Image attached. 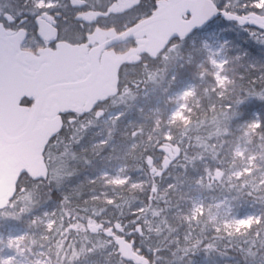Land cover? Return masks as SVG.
<instances>
[{
    "label": "trees",
    "instance_id": "1",
    "mask_svg": "<svg viewBox=\"0 0 264 264\" xmlns=\"http://www.w3.org/2000/svg\"><path fill=\"white\" fill-rule=\"evenodd\" d=\"M159 1L140 0L128 12L110 14L106 18L108 23L103 25L122 31L149 16ZM214 1L220 9L241 14L261 13V9L252 6L249 0L237 3ZM0 3H10L15 10L27 13L23 0H0ZM53 11L58 12L59 8ZM33 17L31 14L30 18ZM216 21L229 38L228 87L222 93L216 88L211 66L201 47L199 34L203 29L192 32L185 40L173 37L165 51V62L148 59L150 69L161 71L164 68L161 73L165 75L159 79L162 82L148 84L158 87V98L163 101L159 123L147 115V107L141 108L142 90L131 86L133 96L122 100L120 117L113 118L110 123L100 120L93 128L82 131L85 137L70 145L75 156L68 161L69 168L63 170V176L55 182H37L34 191H38L37 199H32L30 209L15 221L28 229L30 251L48 249L53 244L54 264H135L121 256L115 242L96 246L92 241L95 235L89 230L77 232L72 229V216H63V219L59 216L52 229L34 218L46 208L57 205L58 209H63V199L59 198H67L64 201L69 209L84 214L78 220L80 226H85L86 218H96L112 227L117 235L133 239L134 250L144 255L148 264H264V180L258 177L264 172V40L256 35L264 31L222 18L206 27ZM134 45V39H128L116 47L123 51ZM172 74L176 81L193 80L197 85L194 101L188 104L187 122L169 123L167 120L171 104L167 101L168 92L163 90L166 85L174 87L171 85ZM135 78L132 75V79ZM255 112H259L257 126L253 125ZM244 128H251L250 151L256 154V164L237 180L225 176L214 179L220 173H227L235 163L234 147ZM90 133L95 135L94 138ZM168 134L171 137H167ZM103 137L104 143L91 147L92 141ZM87 139L91 141L86 142ZM164 141L180 149V154L172 159L167 169L160 164L165 153L156 146ZM119 149L129 151V160H125L129 165L130 180L115 185L106 183L105 178H96V173L103 167L113 170L119 162ZM147 162L162 172L156 176L152 173L153 168L147 172ZM208 176L213 179L209 183L211 193L236 195L247 204L256 202L260 220L241 231L217 230L210 220L211 212L206 209L188 221L190 204L186 197L192 192L189 188L201 187L209 181ZM140 178L143 180L141 186L131 185ZM23 185H27L25 180ZM28 187L34 190V186L29 184ZM145 216L151 220L149 229ZM59 224H62L60 228ZM70 224L73 226L69 227Z\"/></svg>",
    "mask_w": 264,
    "mask_h": 264
},
{
    "label": "rangeland",
    "instance_id": "2",
    "mask_svg": "<svg viewBox=\"0 0 264 264\" xmlns=\"http://www.w3.org/2000/svg\"><path fill=\"white\" fill-rule=\"evenodd\" d=\"M222 1V0H217ZM234 2H240L241 0H232ZM252 6H255L261 9V13L264 15V0H249ZM140 0H122L119 4L117 0H23V7H27L25 14H22L19 10H15V7L10 3H0V8H2L5 13L10 14L13 18H19L22 15H34V17L42 12H47L49 10H54L55 8H59V10L65 9L71 11L77 7H87L92 8L94 14L97 11H103L108 13V8L113 7V14H119L122 10H120V6H122L125 10L132 8L136 5ZM230 3V2H228ZM102 8L104 10H102ZM1 12V13H3ZM31 13V14H30ZM4 15V14H3ZM86 16V15H85ZM215 22V21H214ZM161 24V28L168 38H170V32L167 25L163 23ZM256 34V33H252ZM109 32L103 31L102 36L108 37ZM262 40H264V33H257ZM201 37V47L205 51L206 59L211 66L213 76L216 81V88L219 89V93H222L224 89L228 87V83L230 82V77L227 73V49L229 46V38L225 34V29L221 28L219 22L213 23L212 26L203 28V31L199 34ZM194 41V40H193ZM167 58V54L164 53L161 59V63L165 62ZM150 69V68H149ZM146 73V77L142 80L139 85H145V87H138L135 90H142L141 93V108L147 107V115L157 119L156 124L159 123V119L161 116V108L160 103L161 98H158V87L157 86H148L150 83H154L156 81L162 82L159 80L160 77L163 78L161 71H154L152 69ZM160 75V76H159ZM182 80V79H181ZM174 80V74L171 75V85L173 88H170L166 85L164 92L167 93V101H169L170 108L168 111L167 120L169 123L182 121L187 122L190 113L189 103L194 101V97L196 96V88L197 85L193 80ZM176 84L177 86H175ZM172 87V86H171ZM134 90L131 88H125L122 94L119 96V101L116 104L118 109L114 110L109 115L105 116L101 122L102 123H110L113 118H118L122 114L123 107V99L131 98L133 96ZM255 122L254 126H257L259 123V112L254 113ZM90 126H94L93 123H79L77 126H73V133L70 136L69 141H66L65 137H61L56 140L54 148L51 149L49 156L52 161V169H50L49 175L46 173L43 178L39 180V182L43 181H56L61 176H63V170L69 168V162L74 158V154L71 151L70 145L73 143L80 142L85 134H82L84 130L88 129ZM251 128H244L241 138L238 139L237 144L234 147V157L235 163L230 167L229 171L225 174L220 173L214 179H222L224 176L227 179L237 180L244 173L249 172L252 165L256 164V158L254 153L250 151V137L249 131ZM83 131V132H82ZM95 131V130H94ZM140 131V129H139ZM137 129V132H139ZM81 133V134H80ZM90 137L94 138L92 133H90ZM167 137H171V134H168ZM91 141V139H89ZM87 139L86 142H89ZM106 141L105 137L101 138L99 141H92L91 147L98 145L100 143H104ZM168 141H164L163 143H156L157 148L159 146L168 145L166 144ZM171 146V145H170ZM132 148V146H131ZM119 162H117L113 168L110 170L107 167L101 168L96 173L97 176L105 178L106 183H113L115 185H123L127 181L130 180L131 174L129 170V165L126 162L128 159L129 151H125L123 149H119ZM125 160V162H124ZM129 160V159H128ZM162 160L160 161V163ZM180 160L177 162V164ZM173 165H176L175 163ZM155 165L153 163L147 162L146 171L150 172L151 169ZM62 170V172H61ZM162 172V169H158L157 171H152L153 175H159ZM155 175V176H156ZM142 177L141 175H139ZM145 176V175H143ZM147 176V175H146ZM148 177V176H147ZM215 177V174L212 178ZM258 177L263 181L264 180V172L260 173ZM208 180L204 182L201 187H192L189 188V196L186 197L190 204L189 214L190 217L187 218L189 221L192 218H196V216L202 213L204 210L208 209L211 212L210 220L215 226L217 230H226V231H241L245 228L249 227L252 223L260 220L261 213L259 207L256 205V202H252L247 204L240 200L241 198L236 195H216L210 192L212 190L210 188L209 183L212 182L210 176H208ZM132 186H141L143 184V180L137 179L133 181ZM38 191L34 193L25 192L23 189V193L20 196V199H15L5 210L0 211V264H54L52 256V246H49L48 249H38L35 252L30 251L28 248L27 238H28V229L25 226L20 224H16L15 221L20 220L23 213H26V210L30 209L29 202L32 199H37ZM54 196H50L53 198ZM96 198V197H95ZM63 199L62 207L63 209H58V206H54L53 208H46L39 215H34L40 223L46 225L48 229H52L55 223V220L62 216H72V221L74 222V230L79 232L81 229L85 232L89 230L92 234H94V239H92L94 245H110L115 242L113 236H107L100 230H95L92 228V225L98 226L102 223L97 221L96 218L87 219L84 227L79 225V219L84 217L83 213L72 211L67 207L64 199L67 198H59ZM59 205V204H58ZM63 212V214L60 213ZM97 215L96 213H94ZM148 229L150 228L149 223L151 222L148 216H145ZM62 224H59V228ZM73 225L70 224L69 227ZM103 231L104 229L112 228L101 225ZM100 226V227H101ZM69 227L66 228V233L69 231ZM103 236V237H102ZM114 236L117 235L114 232ZM86 237V236H84ZM105 237V238H104ZM130 240V239H128ZM133 244V239L130 240ZM116 243V242H115ZM117 245V244H116ZM119 251V250H118ZM78 256V255H76ZM93 264V263H90ZM148 264V263H147Z\"/></svg>",
    "mask_w": 264,
    "mask_h": 264
},
{
    "label": "flooded vegetation",
    "instance_id": "3",
    "mask_svg": "<svg viewBox=\"0 0 264 264\" xmlns=\"http://www.w3.org/2000/svg\"><path fill=\"white\" fill-rule=\"evenodd\" d=\"M117 1L119 4L122 2V0ZM138 4L139 2L136 5ZM130 9L125 10L120 6V10L122 11L119 14L128 12ZM108 10V13L97 11L94 14L92 8L83 6L71 11L59 10L58 12H54L53 10H49L31 19L30 15L13 18V16L3 12L4 10L0 8V123L5 122L13 125L9 129L4 126L3 131L0 132V182L5 179V173L8 171L13 177V184L5 192H11L13 186H15L13 196L11 198L5 196L11 200L2 210H5L15 199H20L23 189H25V192L33 193L35 187L38 185L37 182H39L40 178H43V176L38 178L32 177L28 173L27 166L22 159L23 151L20 138L24 134L28 123L35 121L36 126H39L43 125L47 120H53L57 117H60L62 120V129L56 135L49 138L41 154L42 159L48 167L46 173L49 175L50 169H52L49 153L54 148L56 140L63 136L66 141H69L74 131V125L77 126L79 123L86 122L93 123L94 125L114 110L116 111L119 96L126 87L144 88L145 85H139V83L145 79L148 72L150 65L148 59L161 61L162 56L169 47L170 41L173 38L172 36L168 38L169 43L166 49L158 54L156 58H152L148 52L150 44L148 42L149 35L146 33L141 37L130 38L134 39L135 45L126 50H119L116 47L117 44L103 50L98 58L100 69H102L105 60L108 64H112L113 59L122 60L119 69L118 89L115 94L108 96L103 101L96 102L91 110L85 111L84 107L90 101L89 94L86 92L73 94L70 84L86 81L93 74L92 60L90 58V50L92 48L128 28L126 27L124 30L118 31L116 27L104 26L103 24L108 23L106 22L108 20L106 18L113 13V7H109ZM44 13L52 16L55 20L54 23L46 19L40 21ZM160 26L161 24H156L155 33L162 37H168ZM22 31L25 33H21ZM103 31L109 32L108 37L102 36ZM23 34L25 38L23 40L19 39L16 42L14 37H20ZM62 41L78 45L84 51V58H81L82 61L75 67L73 73L67 71L65 73L66 78L58 82V84H64L65 88H67L65 107L54 98L57 91L53 89L43 96L44 101L40 108L37 109L39 96L32 89L33 79L41 67L51 60L58 43ZM106 72L107 81L105 85L111 86L113 84L111 69L107 67ZM132 75H135L136 78L132 79ZM140 76L142 77L140 78ZM102 77L103 74L97 76L92 85L94 86L97 82H100ZM35 85L37 86V84ZM29 86L30 89L28 88ZM18 88H20L19 91L17 93L14 92ZM18 95L19 101L16 106L14 102ZM55 107H57L56 112ZM35 112H37L36 116ZM89 127L93 128L90 125ZM92 135L93 137L95 136L93 133ZM164 157L165 154L163 159ZM160 164L162 165V162ZM154 167L157 166L155 165ZM157 170L154 169V171ZM24 180L27 182V185H23ZM29 184L34 186V190L29 189ZM92 228L115 238L114 231L107 234L105 232L106 229L104 231L100 229V225H92Z\"/></svg>",
    "mask_w": 264,
    "mask_h": 264
},
{
    "label": "water",
    "instance_id": "4",
    "mask_svg": "<svg viewBox=\"0 0 264 264\" xmlns=\"http://www.w3.org/2000/svg\"><path fill=\"white\" fill-rule=\"evenodd\" d=\"M222 18L224 21L236 22L241 26L255 27L264 31V15L251 11L248 13H236L226 9H220L214 0H161L157 3L155 10L151 15L145 17L138 22L128 27L123 32L113 36L100 45L90 50V58L92 60L93 74L88 80L79 82L77 84H70L72 93L86 92L90 96V101L84 107L85 111H89L98 101L105 100L108 96L117 92L119 81V69L122 60L113 59L112 64H108L105 60L102 69L99 68L98 58L101 52L108 47L122 43L130 38L141 37L144 34L149 35L148 52L152 58H156L158 54L163 52L168 43V37H162L155 33V26L158 23L167 25L170 35L180 40H185L192 32L203 29L208 23ZM44 19L54 23V18L47 13H44L40 21ZM21 33H25L22 31ZM25 35L14 37L16 42L19 39L23 40ZM84 58V51L78 46L70 44L66 41L58 43L57 49L48 63H45L37 72L33 79V90L39 96L37 109L40 108L44 101V95L50 90H56V98L60 104L65 107V99L67 97V88L64 84H58L66 78L67 71L74 72L75 67ZM107 67L111 69L113 75V84L111 86L105 85L107 81ZM100 82L94 86L97 76H101ZM37 84V86L35 85ZM30 89V86L28 87ZM18 88L14 92H18ZM31 89V90H32ZM25 90V88H24ZM50 100V99H49ZM19 101V95L15 99V105ZM57 107H55V112ZM37 112H35L36 116ZM36 119V118H35ZM9 129V125L5 122L0 123V132L3 127ZM18 126V124H17ZM63 123L60 117L53 120H47L43 125L36 126L35 121L27 124L22 135L21 144L23 151V161L27 166L28 173L38 178L44 176L48 170L46 162L42 159L41 154L44 151L46 144L50 137L56 135L62 129ZM165 152V157L162 161V167L167 169L174 157L180 154V149L176 146L164 145L160 147ZM157 170V167H154ZM12 179V180H11ZM16 179V178H15ZM13 182V177L10 172L5 173V179L0 182V210L4 209L10 202L15 191V186L11 192L7 191ZM141 231V230H139ZM105 232L112 233L113 228H108ZM121 256L127 261H134L135 264H147L144 255L134 250L133 244L124 236H116L114 238Z\"/></svg>",
    "mask_w": 264,
    "mask_h": 264
}]
</instances>
